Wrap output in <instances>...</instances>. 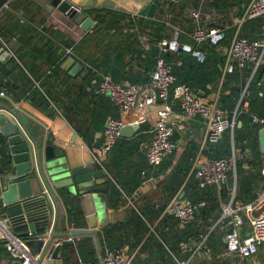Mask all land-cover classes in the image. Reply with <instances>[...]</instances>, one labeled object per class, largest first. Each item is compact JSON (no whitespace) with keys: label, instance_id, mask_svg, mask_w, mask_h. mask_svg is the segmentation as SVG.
<instances>
[{"label":"crops","instance_id":"crops-1","mask_svg":"<svg viewBox=\"0 0 264 264\" xmlns=\"http://www.w3.org/2000/svg\"><path fill=\"white\" fill-rule=\"evenodd\" d=\"M67 1L79 10L74 17L58 11L51 0H12L0 11V93L5 94L0 100L27 117L38 130L42 159L44 149L51 146L55 157L64 159V165L105 173L97 180L106 185L95 193L100 195L97 200L80 196L77 185L70 190L50 183L56 208L55 219L52 209L49 227L54 222V229L58 219V230L64 233L53 238L49 253L58 243H71L74 264H101L103 254L115 247L124 250L129 264H264V255L258 254L242 263L223 258L224 233L217 223L230 201L233 206H244L264 190L260 129L248 116L252 113L264 118L263 74L255 73L251 63L227 70L223 55L235 35L264 43V15L237 25L250 0H170L172 7L164 0ZM153 2L154 17L140 16V11ZM192 11L199 12L198 20L191 16ZM88 20L91 25H86ZM14 23L17 26L12 28ZM197 26L220 31L219 42L208 47L211 51L207 55L202 48L212 43L195 42L192 33ZM163 40L170 45L161 47ZM155 49L167 54L177 84L190 87L198 98L214 102L230 116L238 113L233 131H225L213 146H201L203 121L197 116H182L178 104L172 102L169 125L174 130L176 149L152 168L146 150L159 104L148 108L142 120L137 111L120 114L111 99L98 92L97 84L103 76L123 84H145L151 79ZM254 81H258L257 86ZM250 84L243 107L241 94ZM109 119L138 129L130 137L119 136L98 164L93 153L104 144ZM2 143L0 133V159L3 154L8 156ZM209 150L212 156L234 160V170L225 185L208 186L201 194L196 192L191 172L211 156ZM31 190L33 196L47 194L40 184ZM174 197L203 198L206 206L190 223L180 224L164 213L165 205ZM71 214L82 223L80 228L72 225ZM0 218L6 219L1 203ZM243 218L241 234L245 236L249 226ZM88 229L95 235H68L71 230ZM202 237L209 248L206 256L193 250ZM87 239L92 242L96 262L87 254L91 248L81 243ZM181 242L188 244L186 259L177 255L185 253L179 248ZM211 247L217 253L210 252ZM3 248L0 244V264H16ZM258 250L264 252V244ZM44 264H63L61 250L57 259L44 260Z\"/></svg>","mask_w":264,"mask_h":264},{"label":"built area","instance_id":"built-area-1","mask_svg":"<svg viewBox=\"0 0 264 264\" xmlns=\"http://www.w3.org/2000/svg\"><path fill=\"white\" fill-rule=\"evenodd\" d=\"M77 11H79L77 9ZM264 15V0H250L238 26L248 20H252ZM191 16L199 19V12L192 11ZM192 37L197 44L212 43L217 44L221 35L219 29H203L197 26ZM161 47H166L167 41L160 42ZM175 49V43H172ZM197 56L202 53L196 52ZM223 55L227 70L233 66L239 69L244 68L248 63L253 65L254 71L262 65L264 60V43L250 41L247 38L235 35L229 45L224 49ZM97 90L101 95L108 96L116 106L120 114H126L132 111L139 112V119L144 118L143 113L155 104L159 107L155 110L156 120L153 125L152 138L146 150L147 162L151 167H157L162 160L172 154L176 149V143L172 141L173 127L169 125L170 115L172 113L171 103L176 102L180 108L181 115L184 117H199L204 125V138L201 146L205 144L217 143L223 132L233 131L236 127V115L238 111L230 116L227 111L218 107L214 102H209L198 98L195 93L186 85L177 84L170 68L158 59L154 65L151 80L145 84H123L113 81L109 76H103L98 84ZM247 87L241 94L243 107L247 105L249 98ZM4 97L3 92L0 93ZM250 123L258 129L264 128V119L249 115ZM125 124L118 119H109L104 128V144L96 150L95 161L100 164L111 147L119 137V131ZM234 170V160L230 159H210L205 158L202 162L193 167V176L197 180L199 187L216 185L222 186L228 182L229 173ZM260 173L264 177V156L261 159ZM200 201L192 203L189 200H181L177 197L171 199L164 208V213L173 216L180 223L190 222L199 207L204 206ZM256 213V216L252 214ZM248 220L249 232L243 236L241 234L244 225V218ZM6 219L0 218V242L8 252L13 261L20 264H44V260H51L49 248L44 250L50 231L53 229V222L49 227V232L44 239V245L39 254L33 255L26 245V238L13 235L5 225ZM218 226L223 230L225 250L223 258L229 260H238L245 262L256 256L259 245L264 244V190L257 199L244 206H233L232 201L222 208L218 219ZM28 239H34V235L29 234ZM205 237H202L195 247L194 254L201 253L206 256L209 252L206 248ZM59 244V243H58ZM57 245V244H56ZM180 248L188 251V244L182 243ZM193 254V255H194ZM101 264H129V259L125 257L124 250L118 248L107 250L100 260ZM188 262H178L177 264H187Z\"/></svg>","mask_w":264,"mask_h":264},{"label":"water","instance_id":"water-1","mask_svg":"<svg viewBox=\"0 0 264 264\" xmlns=\"http://www.w3.org/2000/svg\"><path fill=\"white\" fill-rule=\"evenodd\" d=\"M11 1L0 0V11L4 10ZM51 5L69 17H74L77 13L76 8L67 0H51ZM155 9L156 2L150 3L140 11L139 15L152 18ZM91 24V21H86V25ZM176 38L177 34L174 40ZM261 81L264 83V73ZM0 110H2L0 111V133L4 137L3 146L8 154V169L0 174V203L4 206L5 225L13 235L26 238L27 247L33 255H37L49 232L53 208L55 219V196L50 183L55 187L67 186L70 190V187L77 185L80 196H89L91 200H97L100 195L97 196L95 193L106 188V185L101 186L97 180L103 179L105 173L102 169L91 170L90 167L72 169L64 165V159L55 157L51 146L44 149L42 159L37 138L39 132L29 119L22 116L16 109L8 108L1 100ZM137 129L138 126H124L120 129L119 136L130 137ZM258 139L260 154L264 156V128L258 131ZM30 142L34 145V153ZM39 184L45 188L47 194L33 196L31 189ZM252 215L256 216V213ZM29 234L34 235V239H28ZM68 235L69 237L95 235V231L92 229L71 230ZM54 237H63V234L52 229L44 250L50 246ZM61 247L59 243L53 248L51 260L59 257ZM15 263L20 264L18 261Z\"/></svg>","mask_w":264,"mask_h":264},{"label":"trees","instance_id":"trees-1","mask_svg":"<svg viewBox=\"0 0 264 264\" xmlns=\"http://www.w3.org/2000/svg\"><path fill=\"white\" fill-rule=\"evenodd\" d=\"M165 1V3H166V5H168V6H170V7H172V5H174L173 4V2H171L170 0H164ZM105 13H107L106 11H104ZM104 12H101V13H104ZM96 13H98V12H96ZM100 15V14H99ZM96 17H97V14L95 15ZM125 15H122V14H118V17H124ZM262 17V16H261ZM258 18H260V17H258ZM256 19V18H255ZM15 26H17L15 23H14V25H12V28H15ZM19 29V28H18ZM8 30V29H7ZM6 30V31H7ZM21 31V30H20ZM248 39V38H247ZM248 40H250V39H248ZM251 41V40H250ZM218 43V42H217ZM210 45V44H209ZM214 44H211L210 46H205V47H203L202 49L204 50V49H206L205 51H204V55H207V54H209V51H211V49L210 48H208V47H214L213 46ZM217 45V44H216ZM205 52H207L206 54H205ZM158 59H162L163 60V62L168 66L169 64H168V62H167V60H168V58H167V54H165V53H161V52H159V50L158 49H155L154 50V52H153V64L151 65V67H152V69H151V72L153 71V68H154V65H155V63H156V61L158 60ZM150 67V68H151ZM169 67V66H168ZM170 68V67H169ZM170 70H171V68H170ZM263 72H264V66H259L258 68H257V70H256V72L255 73H259V74H263ZM171 73H172V71H171ZM112 79V78H111ZM113 80V79H112ZM151 79H149L148 81H146V83H148L149 81H150ZM113 81H115V80H113ZM115 82H117V81H115ZM258 81H254V85L255 86H257V83ZM250 86H251V84L249 85V87H247V89H248V91H249V94H250ZM190 88V87H189ZM191 89V88H190ZM250 114H252V113H250ZM250 114H248V116L250 115ZM264 119V118H263ZM250 120V119H249ZM227 131V130H226ZM225 132V131H224ZM223 132V133H224ZM222 136H223V134H222ZM222 136H221V138H222ZM220 138V139H221ZM117 141V140H116ZM219 142V141H218ZM217 142V143H218ZM217 143H215V144H217ZM215 144H207V145H211V146H213V145H215ZM2 145H3V143H2ZM213 152V151H212ZM208 155H211L212 156V154H211V152H210V150L208 151ZM5 154H3V157H2V159H0V174H3L4 172H6V170L8 169V156L7 155H5ZM171 155V154H170ZM208 157V158H210V159H228V158H226V157H216V156H212V157ZM147 159V158H146ZM159 166V165H158ZM157 166V167H158ZM157 167H152V168H157ZM193 172V171H192ZM191 172V176H192V178H193V180H194V184H195V186H196V188H197V190H196V192L197 193H201V194H203V191H204V189L206 188V187H208V186H206V187H203V188H201V187H199V185H198V182H197V180L194 178V176H193V173ZM211 186H213V185H211ZM190 202H192V203H197V202H200V201H203L204 202V206H202V207H199L197 210H196V212H195V214H194V217H195V215L197 214V212L200 210V209H202V208H204L205 206H206V202L204 201V199L203 198H201V200H199V201H195L194 199H192V200H189ZM166 215H168V214H166ZM168 216H170L171 218H173L174 220H176L178 223H180L176 218H174L173 216H171V215H168ZM70 219H71V221H72V225L74 226V228H80L81 226H82V223H80V221L79 220H77L75 217H74V214H71V216H70ZM194 219V218H193ZM192 219V220H193ZM191 220V221H192ZM190 221V222H191ZM190 222H187V223H184V224H188V223H190ZM180 224H182V223H180ZM59 228H58V219H57V222H56V226H54V230H55V232H57V233H64V232H60L59 230H58ZM186 239H184V241H185ZM82 244H84L85 246H87V247H89V248H91V250H89L88 251V255L91 257V258H93V262H96V260H95V252L93 251V246H92V242H91V240H89V239H87V240H84V241H82L81 242ZM182 243V242H181ZM0 244H2V246H3V243L2 242H0ZM79 244V243H78ZM205 244H206V248H207V250H208V252H209V248H208V246H207V243L205 242ZM72 244L71 243H64L63 245H62V247H61V260H62V263L63 264H74L73 263V261H72V258H71V252H72ZM118 248H121V247H115V248H111L110 250H115V249H118ZM179 248H180V244H179ZM5 251H6V249L5 248H3ZM181 249V248H180ZM81 251V250H80ZM210 252H212V253H217V252H215V250L211 247V250H210ZM176 253V252H175ZM178 253V252H177ZM176 253V254H177ZM181 259H186V258H188V256H189V254L187 253V252H185L184 253V255H181L180 253H178L177 254ZM95 260V261H94Z\"/></svg>","mask_w":264,"mask_h":264},{"label":"rangeland","instance_id":"rangeland-1","mask_svg":"<svg viewBox=\"0 0 264 264\" xmlns=\"http://www.w3.org/2000/svg\"><path fill=\"white\" fill-rule=\"evenodd\" d=\"M258 255H264V252H260L259 250H258V253H257Z\"/></svg>","mask_w":264,"mask_h":264}]
</instances>
